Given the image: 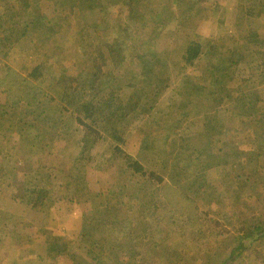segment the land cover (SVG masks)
<instances>
[{"label": "trees", "instance_id": "obj_1", "mask_svg": "<svg viewBox=\"0 0 264 264\" xmlns=\"http://www.w3.org/2000/svg\"><path fill=\"white\" fill-rule=\"evenodd\" d=\"M90 1L92 7L99 8L101 12H104L108 2ZM195 1L198 4L196 9L189 10L191 15H206L207 0ZM241 1L236 23L240 38L229 40L227 47L218 51V47L212 46L210 42L203 45L190 40L183 45L179 51L181 68H192L204 57L207 77L203 78L202 85L194 86L181 81L178 92H173L169 99V109L166 111L158 107L152 113L154 101H149L148 88L143 86L152 81L154 87L161 88L168 81L169 63L163 62L159 53L154 51L147 55L146 52L133 51L129 55L113 34L110 23L103 19L85 25L78 32L72 60H69L71 67L61 65L58 77L51 76L54 57L40 61L35 57L28 59L27 55L19 64L12 66V63L3 60L7 56V48L22 39H28L30 44L46 43V36L52 31L51 20H46L43 14L34 11L44 8L47 2H54L56 9H71L73 0H0L3 8L0 32L7 36L4 39L7 41L6 49L0 51V147L10 145L17 155L15 162L18 164H21V157L48 150L53 141L64 142L61 152L69 158L71 155L65 150L71 143L78 150L71 169L60 176L61 179H57L56 175L52 177V172L43 171V175H40L41 171L37 170L32 182L26 180L17 187L18 191H22L24 205L31 211H44L56 201L86 203L92 211L90 220L109 231L108 226L110 230H115L120 225L116 216L117 206L126 205L131 211L134 208L132 200L136 196L141 204L138 207L144 210L155 208L152 210L154 213L160 210L157 208L166 198L168 184L183 195L191 191L197 195L209 190L211 180L201 172L224 164L225 155L221 147H216L217 139L223 146L228 144L225 140L226 129L219 117L220 111L234 107L239 116L264 124V38L250 23L246 24L264 13V0ZM136 3V0H123L128 10L135 7ZM29 12H32L31 21L22 20ZM13 30L18 35L9 41ZM90 31H93V35ZM3 44V39H0V47ZM32 48V53L36 52L35 46ZM59 50L60 47H56L55 54ZM59 54L68 61L66 50ZM131 64L137 72L131 76V80L121 81L115 72ZM245 64L251 66L253 74H250V79L242 81L237 72L239 66ZM136 81H140L143 86ZM181 95L186 96L191 103L200 105L201 129L197 136L188 134L191 127L188 124H185V130L180 129L184 120L167 127L163 125L165 118L180 107V101L172 98L181 99ZM146 114L149 117L145 126L147 123L154 124L168 132L162 136L156 149L157 153H163V157L153 162V167L149 169L121 148L130 127L137 120L145 118ZM182 114L187 116L186 112ZM254 133L255 138L261 141L260 153L264 155V134ZM195 137H198V142ZM100 141L109 142L111 160H118L116 166L121 182L109 189L95 190L90 188L86 177V163L90 160V152ZM173 143H177L178 147L175 152H170ZM13 168L4 171L0 165V177L17 180L20 172ZM189 169L191 171L188 172ZM42 177H45V182H41ZM51 177L54 180L52 182ZM185 177H189L190 182L184 183ZM111 189L114 191H109ZM54 194L58 195L56 200ZM206 200L209 205L207 211L189 219L188 223L191 246L199 247L197 251L204 255L198 261L211 264V259L216 257L214 264H236L238 261L241 264L247 261L250 264H264V255L257 251L264 244V221L255 217L242 220L235 210L226 215L225 203L236 201L232 194L221 196L209 192ZM212 203L215 207L211 206ZM220 218L227 223L228 220H234L235 226H231L233 230L221 223ZM202 220L205 224L199 223ZM202 225L203 230L200 228ZM193 228L198 230L194 231ZM94 233H90L88 228L82 229L77 238L78 252L82 258L74 264H118L117 255H109L111 258L107 252L104 255L105 243ZM207 237L205 252L201 253V242ZM59 242V237L55 236L47 243L45 261L49 259L54 262L64 256L74 260L73 255H67V243ZM143 260L135 252L130 255L128 262L138 264Z\"/></svg>", "mask_w": 264, "mask_h": 264}, {"label": "rangeland", "instance_id": "obj_2", "mask_svg": "<svg viewBox=\"0 0 264 264\" xmlns=\"http://www.w3.org/2000/svg\"><path fill=\"white\" fill-rule=\"evenodd\" d=\"M104 1L102 0V3ZM107 1L104 12L95 6L92 7L90 0H73L71 9H56L54 2L44 3V8L34 12L43 14L48 21L51 20L52 31L47 34L46 43L30 44L28 39H22L6 49L7 41L4 39L7 36L0 32V39L4 42L0 51L3 52L6 49L7 54L3 60L8 64L12 63L13 66L23 61L27 55L28 59L35 57L40 61L54 57L51 76L58 77L61 65L71 67L69 60H72L71 55L75 50L78 32L85 25L104 19L110 23L113 34L129 55L133 51L146 52L147 55L156 51L163 62L169 63L166 86L154 87L155 84L152 81L143 86L140 81H136L138 85L148 88L149 101H154L153 107H155L150 111L155 113L154 110L158 107L166 111L169 109V99L173 92H178L181 81L194 86L202 85L203 78L207 77L205 72L207 64L204 57H201L192 68L185 70L181 68L179 51L183 45L190 40L203 45L210 42L212 46L218 47L216 49L218 51L220 48L227 47L229 40L240 38L236 23L241 0H207L206 15L195 17L189 11L192 8L196 9L198 3L195 0H136V6L129 10L123 4V0ZM2 13L3 8L0 6V15ZM31 18L32 12H29L22 20L31 21ZM249 23L264 38V13L246 24ZM90 33L93 35V31ZM15 35L18 33L13 30L8 38L9 41H13ZM37 44H39L38 47ZM32 46L36 49L34 53H32L34 51ZM56 47H60V52L66 50L68 61L64 60L59 51L55 54ZM136 72L137 69L131 64L117 70L115 75L121 78V81L127 82ZM237 74L243 81V79H250V74L253 72L251 66L245 64L239 66ZM125 93L128 92L125 91ZM172 99L180 101V107L165 118L163 125L167 127L176 121L184 120L180 129L185 130V124H188L191 126L190 129L187 128L188 134L199 135L202 117L199 112L200 105L191 103L184 95H181V99ZM183 112H186L187 116L183 115ZM153 116L155 117L154 114ZM148 117L149 114H146L145 118L137 120L130 127L125 135L126 142L121 148L149 169L153 167L151 166L153 162L163 157V153H157L156 149L162 136L164 137L168 132L154 124L147 123L145 126ZM219 117L224 123L225 140L228 144L223 146L220 139H217L216 147H221V152L225 155L222 166L200 171L203 176L211 180L210 189L197 195L192 191L183 195L168 184L169 187L164 196L166 198L157 208L160 210L154 213L152 210L155 208L144 210L141 206L138 207L141 204L136 196L132 200L134 208L131 211L126 205L117 206L116 216L120 225L116 226L115 230H110L108 226L109 231L90 220L92 211L86 203L56 201L44 211H31L24 205L22 191L17 190L23 181L32 182L37 170L41 171L40 175H43V171L44 173L52 172V177L56 175L57 179H61L60 176L71 169L78 152L74 143L65 150L71 158L67 154H62L64 142L59 140L53 141L50 148L43 153L21 157V164L15 162L17 155L10 149V145H1L0 165L3 170L7 171L13 166V169L20 174L17 180L0 177V212H3L2 215L0 214V264H74L79 262L82 256L78 252L77 238L83 228H88L90 233L94 231L95 235L97 233V236L103 239L104 255H106L105 252L108 256L117 255L118 264H129V257L135 252L144 259L138 264H203L202 261H198L204 256L197 251L200 248L191 246L192 242L188 235L191 229L188 223L189 219L207 211L209 205L206 204V195L209 192H212V195L221 194V196L232 194V198L236 199L232 204L225 203L226 215H230L231 211L235 210L242 220L255 217L261 222L264 221V155L260 153L261 141L255 138L254 133L264 134V124L239 116L234 107L220 111ZM195 138L198 142V137ZM177 147V143H173L169 151L175 152ZM90 156V160L86 163V177L91 189H109L121 182V175L116 166L118 160L112 162L109 142H98L90 152ZM230 161L235 163L231 164ZM52 177L51 182L54 181ZM188 178L185 177L183 182H190ZM41 182H45V177H42ZM57 196V194L53 195L55 200ZM211 206L215 207L213 203ZM233 221L228 220L227 223L225 219L220 218V222L227 225L228 229L235 226ZM199 223L205 224L204 220ZM200 228L203 230V225ZM193 230L198 229L193 228ZM183 233L185 234L182 235ZM55 236L59 237L60 244L67 243V255H73L74 260L68 256L57 258L54 262L49 259L44 260L47 255V243ZM207 239L209 238L201 242V253L205 252ZM257 251L264 255V244L259 246ZM215 259L216 257L211 259V264L216 263ZM236 264L241 263L238 261ZM244 264L250 263L247 261Z\"/></svg>", "mask_w": 264, "mask_h": 264}]
</instances>
